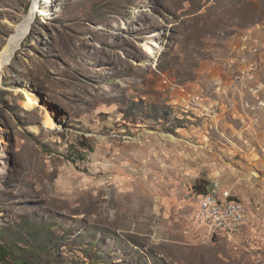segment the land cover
Returning <instances> with one entry per match:
<instances>
[{"label": "rangeland", "instance_id": "obj_1", "mask_svg": "<svg viewBox=\"0 0 264 264\" xmlns=\"http://www.w3.org/2000/svg\"><path fill=\"white\" fill-rule=\"evenodd\" d=\"M46 1L0 0V52L37 9L0 68V264H264V0ZM216 179L232 235L197 218Z\"/></svg>", "mask_w": 264, "mask_h": 264}, {"label": "bare ground", "instance_id": "obj_2", "mask_svg": "<svg viewBox=\"0 0 264 264\" xmlns=\"http://www.w3.org/2000/svg\"><path fill=\"white\" fill-rule=\"evenodd\" d=\"M46 2H49V0ZM50 2L53 3V0ZM36 15L37 9L35 5H33L28 15L21 22L12 25L14 27L13 33L8 37L6 45L0 52V68L10 60L15 45H17L28 34L36 18ZM31 102H33V100L31 97H29L28 103ZM49 126L50 124L48 121L46 122V127ZM219 186L225 187L222 188V192H219L218 197H213L212 200L208 201V204L204 205L203 208H201V203H205L207 200V190L202 192L203 196L197 209V218L199 222L208 227L209 231H218V225L220 224V221L228 220L225 221V229L223 230V234L232 235L242 230V227H244L248 217H235L232 220L229 219L236 216L237 214H246V206L243 205L242 201L227 199V196H230V192H232V190L220 180Z\"/></svg>", "mask_w": 264, "mask_h": 264}, {"label": "built area", "instance_id": "obj_3", "mask_svg": "<svg viewBox=\"0 0 264 264\" xmlns=\"http://www.w3.org/2000/svg\"><path fill=\"white\" fill-rule=\"evenodd\" d=\"M223 187H225V186H219V180L218 179L209 182V184L204 189V190H207V200L205 201V203H201V208H203L205 204H208V201L212 200L213 197H218V194H219V192H222ZM227 199H234V200L241 201V199H239L237 194H235L233 191L230 192V196H227ZM243 205H245V204L243 203ZM235 217H248V213L237 214L236 216L230 218L229 220H232ZM225 221H228V220H221L220 221V224L218 225V231H209V234L212 237L214 234L223 235V230L225 229Z\"/></svg>", "mask_w": 264, "mask_h": 264}, {"label": "trees", "instance_id": "obj_4", "mask_svg": "<svg viewBox=\"0 0 264 264\" xmlns=\"http://www.w3.org/2000/svg\"><path fill=\"white\" fill-rule=\"evenodd\" d=\"M201 191H199V193H202L203 192V189H200ZM205 191V190H204ZM7 251L6 250H2V251H0V254L2 255V256H5L7 253H6ZM19 264H27V262L26 261H22V263H19Z\"/></svg>", "mask_w": 264, "mask_h": 264}]
</instances>
